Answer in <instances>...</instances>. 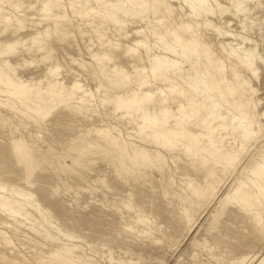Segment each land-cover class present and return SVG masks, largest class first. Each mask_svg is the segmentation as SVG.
Here are the masks:
<instances>
[{"label":"rangeland","instance_id":"obj_1","mask_svg":"<svg viewBox=\"0 0 264 264\" xmlns=\"http://www.w3.org/2000/svg\"><path fill=\"white\" fill-rule=\"evenodd\" d=\"M144 1L0 0V264H264V0Z\"/></svg>","mask_w":264,"mask_h":264},{"label":"bare ground","instance_id":"obj_2","mask_svg":"<svg viewBox=\"0 0 264 264\" xmlns=\"http://www.w3.org/2000/svg\"><path fill=\"white\" fill-rule=\"evenodd\" d=\"M127 1H129L130 3H132V5L136 8L137 7V9L139 10V11H144V9H145V1L144 0H127ZM131 10V9H130ZM14 28V27H13ZM34 47V46H33ZM114 52V51H113ZM248 72V71H247ZM256 73V72H255ZM242 79V78H241ZM241 83V82H240ZM246 87V86H245ZM196 109H198L197 107H196ZM192 110H193V107H192ZM190 112V111H189ZM191 113H193V112H191ZM194 113H196V111H195V108H194ZM190 114V113H189ZM196 115V114H195ZM195 115H193V116H195ZM192 116V115H191ZM190 117V116H189ZM29 156V155H28Z\"/></svg>","mask_w":264,"mask_h":264}]
</instances>
